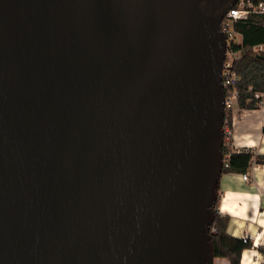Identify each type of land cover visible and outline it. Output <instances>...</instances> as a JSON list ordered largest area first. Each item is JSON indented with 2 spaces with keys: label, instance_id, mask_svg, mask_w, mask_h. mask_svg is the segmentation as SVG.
<instances>
[{
  "label": "water",
  "instance_id": "obj_1",
  "mask_svg": "<svg viewBox=\"0 0 264 264\" xmlns=\"http://www.w3.org/2000/svg\"><path fill=\"white\" fill-rule=\"evenodd\" d=\"M234 3L0 0V264H213Z\"/></svg>",
  "mask_w": 264,
  "mask_h": 264
},
{
  "label": "crops",
  "instance_id": "obj_2",
  "mask_svg": "<svg viewBox=\"0 0 264 264\" xmlns=\"http://www.w3.org/2000/svg\"><path fill=\"white\" fill-rule=\"evenodd\" d=\"M230 130L232 149L264 155V109H235ZM246 172V180L242 173H221L216 209L228 216V234L237 238L247 234L251 240L240 264H264V253L258 250L264 247V163H256L253 157Z\"/></svg>",
  "mask_w": 264,
  "mask_h": 264
},
{
  "label": "trees",
  "instance_id": "obj_3",
  "mask_svg": "<svg viewBox=\"0 0 264 264\" xmlns=\"http://www.w3.org/2000/svg\"><path fill=\"white\" fill-rule=\"evenodd\" d=\"M264 16H255L256 22H239L235 28L242 35L241 50L238 59L233 63V69L239 76L237 88L239 91L236 107L239 109H258L257 100L253 98V91H264V49L256 52L254 45L264 44V26L259 23ZM239 47V46H238ZM251 88V90H250ZM228 117L231 128V112H224V118ZM223 155L229 153L227 165L222 167V173H245L254 157L256 163H264V155L254 154L249 150H234L222 145ZM228 216L221 215L215 210L214 219L210 227L214 256L225 258L228 264H240V256L243 249L251 246V240L244 242L242 238L231 236L226 231ZM258 250L264 253V247L258 246Z\"/></svg>",
  "mask_w": 264,
  "mask_h": 264
},
{
  "label": "built area",
  "instance_id": "obj_4",
  "mask_svg": "<svg viewBox=\"0 0 264 264\" xmlns=\"http://www.w3.org/2000/svg\"><path fill=\"white\" fill-rule=\"evenodd\" d=\"M264 16V0H235L232 7L224 14L220 22V29L225 39V57L221 68V85L224 93V112L232 110L236 107L238 99L237 82L239 76L233 69V63L239 57L242 35L236 30L235 25L239 22H256L253 20L255 16ZM264 26V19L259 21ZM239 46V47H238ZM256 52L264 49V44L253 46ZM251 90V88H250ZM253 98L257 100L259 108L264 109V91H253ZM225 146L231 147V130L229 127L228 117L223 119V143ZM229 153L223 155V166L227 165ZM248 178V172L242 174V179ZM215 231L214 227L209 228V232ZM242 240L246 242L250 240L247 234H244Z\"/></svg>",
  "mask_w": 264,
  "mask_h": 264
},
{
  "label": "rangeland",
  "instance_id": "obj_5",
  "mask_svg": "<svg viewBox=\"0 0 264 264\" xmlns=\"http://www.w3.org/2000/svg\"><path fill=\"white\" fill-rule=\"evenodd\" d=\"M238 107L234 108L232 111L237 109ZM232 114V112H231ZM231 129V128H230ZM213 264H228V261L225 258L215 257L213 258Z\"/></svg>",
  "mask_w": 264,
  "mask_h": 264
}]
</instances>
